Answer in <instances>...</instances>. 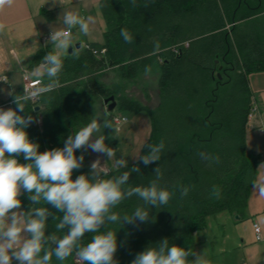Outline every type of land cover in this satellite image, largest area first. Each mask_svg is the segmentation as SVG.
Returning <instances> with one entry per match:
<instances>
[{
    "label": "trees",
    "instance_id": "trees-1",
    "mask_svg": "<svg viewBox=\"0 0 264 264\" xmlns=\"http://www.w3.org/2000/svg\"><path fill=\"white\" fill-rule=\"evenodd\" d=\"M99 12L104 21L102 40L65 54L59 87L29 101L26 111L37 121L27 129L29 138L39 144L40 152L62 148L67 136L92 118L94 102L110 95L119 112L145 111L150 131L139 155L146 153L148 144L163 140L161 160L145 166L137 158L128 162V168L109 165L106 169L109 175H119L138 165L140 172L132 173L129 183L148 186L160 166V186L173 195L161 209L149 207L147 223L124 225L119 230L118 225L110 226L118 230L115 259L118 264H131L137 253L163 239L170 246L193 251L194 232L204 227L207 217L226 211L244 218L256 180L260 156L249 153L246 146L252 98L247 76L264 71V21L253 18L264 13V0H136L135 6L132 0H100ZM41 14L52 19L49 11ZM122 28L134 35V43L122 40ZM157 43L159 48L154 50ZM49 51L45 47L35 52L27 69L33 70ZM146 66L158 72L154 107L124 93L125 82L137 78ZM102 70L112 72L114 81L103 82ZM20 93L21 88L16 94ZM11 107H16L12 98ZM110 131L104 130L109 147ZM81 154V150L76 152L78 157ZM83 155V166L73 172V180L89 172L86 151ZM18 159L26 162L22 156ZM184 187L189 188L186 196L181 195ZM213 189L220 192L218 198L212 195ZM19 198L22 206H31L27 194ZM138 204L142 202L133 197L115 211L131 214ZM41 206H45L43 201L34 207ZM47 207L56 218L49 217L46 234L62 236L64 231L55 225L63 214ZM91 236L86 233L83 242ZM51 264L77 261L75 256L63 262L53 256Z\"/></svg>",
    "mask_w": 264,
    "mask_h": 264
},
{
    "label": "clouds",
    "instance_id": "clouds-1",
    "mask_svg": "<svg viewBox=\"0 0 264 264\" xmlns=\"http://www.w3.org/2000/svg\"><path fill=\"white\" fill-rule=\"evenodd\" d=\"M135 2L132 0L134 6ZM52 3L63 9L58 18L62 26H52L48 44L53 50L47 52L30 73L31 77L39 79L24 86L20 94H15L14 90L8 93L15 108L0 106V264H51L53 256L60 262L75 256L77 264H118L115 259L117 231L124 225L138 226L137 222H149V207L161 209L173 193L160 186L163 176L160 166L154 170L155 178L148 186H131L129 183L131 174L140 172L138 165L119 175H109L99 158L90 164L87 174L72 179L73 172L83 166V152L89 150L106 156L107 161L115 158L117 169L128 168L127 156L121 154L116 158V151L105 142V129L118 131L106 116L94 114L86 125L67 136L62 148L40 152L39 144L30 140L27 129L37 121L26 111L29 101L59 87L64 55L73 47V31L87 37L95 22L91 16L67 10L63 6L64 0H52ZM12 4L13 0H0V10ZM120 36L126 44L135 41L127 28L120 30ZM158 48L157 43L154 50ZM145 72H151V67L146 66ZM78 150L82 152L79 157L76 155ZM164 150L165 143L161 140L148 144L146 153L137 158L148 166L160 161ZM20 156L25 163L18 159ZM253 187L264 197V179L253 183ZM188 192L189 188L184 187L181 195L186 196ZM22 194H27L31 204L27 211L22 210L19 198ZM212 195L218 198L220 192L213 189ZM133 197L142 204H138L131 214L115 211L124 200ZM41 201L45 206L34 207ZM47 205L63 214L55 225L58 231H64L62 236L46 234L49 217L56 218ZM111 225H118V230H113ZM86 233H92V236L84 243ZM49 244L51 248L45 247ZM156 245L137 253L131 264H204L202 257L190 249L170 246L168 239ZM190 256L195 258L189 261Z\"/></svg>",
    "mask_w": 264,
    "mask_h": 264
},
{
    "label": "crops",
    "instance_id": "crops-1",
    "mask_svg": "<svg viewBox=\"0 0 264 264\" xmlns=\"http://www.w3.org/2000/svg\"><path fill=\"white\" fill-rule=\"evenodd\" d=\"M99 2L100 0H64L63 6L67 10H74L85 17L91 16L95 21L91 25V31L87 37L82 36L76 31L74 32L73 45L80 43V46H83L88 42H100L102 40L104 21L99 12ZM42 11L51 12L52 19L47 20L41 14ZM62 12V7L59 4L53 6L52 0H13V4L10 7L0 10V25H3V28H0V77L5 78V80L0 81V104L11 100L12 96L8 95L9 92L14 90L16 94L20 90L22 84L21 70L27 69L30 66L35 52L45 47H49L50 51L53 50L52 45L48 44V40L52 26L54 28L62 26L60 21H58ZM258 15H255L253 18L258 17L264 21V13ZM75 49L73 47V50ZM105 72L106 70H102L99 72V75L100 79L107 83L106 80L101 78ZM247 80L252 94L251 107H255V112L252 117H247L246 146L249 153L260 156V161L256 166V183L259 181L261 173V180L264 179V149L263 155L259 149L260 147L250 152L251 144L247 138V133L249 131L254 133L252 145L256 147L255 143H258L260 138L257 132L261 133V128L258 125L260 123L263 124L262 108H264V101L259 100L254 91L257 90L258 93H262L261 98L264 99V72H250ZM96 102H99L98 99L93 104V115L95 114V108L98 107L96 106ZM103 159L106 160L107 157L103 156ZM259 167L261 168L259 169ZM29 208L30 206H22V210L24 211H27ZM244 215V218L240 220L230 214L232 219H236L235 223L237 220H247L248 224L240 227L241 232L239 234L242 236V243L245 239L244 234H247L245 232H248L249 239L242 246L244 252L240 254L235 264H264V197L259 195L258 189L254 188L253 185L250 188ZM254 223L260 228L259 239L255 237ZM194 239L196 244L192 252L197 256L200 253L204 264H212L209 261L208 255L202 253L205 247L201 248V251L197 249L199 246H202L200 243H203L204 240H196L195 237Z\"/></svg>",
    "mask_w": 264,
    "mask_h": 264
},
{
    "label": "rangeland",
    "instance_id": "rangeland-1",
    "mask_svg": "<svg viewBox=\"0 0 264 264\" xmlns=\"http://www.w3.org/2000/svg\"><path fill=\"white\" fill-rule=\"evenodd\" d=\"M74 32L75 30L73 31V36ZM107 71L108 70H106L105 74L102 75L101 78L106 80L107 83H111L114 81V74L110 71ZM157 77V70L151 71L149 73L144 71L134 80L125 82L124 93L131 99L139 101L141 104H144L148 107H154L157 103ZM145 92L148 95V99L145 98ZM254 93L259 98V100L264 101V99L261 98L262 93H258L257 90H255ZM98 101L99 102H96V106L98 107L95 106V114L99 113V115L106 116V118L109 119L110 112L106 111V107L102 102L100 103L101 99H98ZM113 113L114 114H111L110 116V120L112 121L113 126L118 129V131H110V139L112 140L110 147L114 150H118L119 155L123 154L127 156L125 159H127L128 162L134 161L137 159L141 146L147 139L150 131V120L148 114L145 111H139L136 113L132 111L119 112L116 108L113 110ZM117 115L126 117V122H119L118 124L114 122L113 117ZM262 115L264 126V108H262ZM258 126L260 128L261 123ZM260 131L261 133L257 132L260 138L258 143H255L256 147H253L252 145V137L254 133H251L250 131L247 133V138L251 144L249 149L250 152L259 147L261 154L263 152L264 132H262V130ZM86 153L88 155L89 166L98 158L100 159L101 166L104 164L105 168H107L109 165L114 166L115 158L107 161V159H103V155L93 153L90 150L86 151ZM260 168L261 167H259V169ZM261 177L262 173L259 176V181L261 180ZM216 215L217 216L207 217L204 227L194 232V237L196 240H204L203 243H200L202 246H199L197 249L198 251H201V248L205 247L203 248L202 253L208 255L209 261L212 264H235L236 260L240 257V254L244 252V249L242 250V246L245 244V242H247V239H249L248 232H245L247 234H244L245 239L242 243V236L239 234V232H241L240 227L248 225L247 220H237L235 223L236 219H232L230 214L226 211L220 212V214L218 213ZM198 256H200V253Z\"/></svg>",
    "mask_w": 264,
    "mask_h": 264
},
{
    "label": "built area",
    "instance_id": "built-area-1",
    "mask_svg": "<svg viewBox=\"0 0 264 264\" xmlns=\"http://www.w3.org/2000/svg\"><path fill=\"white\" fill-rule=\"evenodd\" d=\"M31 71L32 70H29V69H22L21 70V77H22V84H21V91L23 92V87L24 86H28V85H30V84H34L35 82H36V80L37 79H39L38 77H31L30 76V73H31ZM0 80H5V78L4 77H0ZM37 98H35V99H33V100H31V101H35ZM0 106H2V107H4V108H9V107H11V100H9V101H7V102H5V103H1L0 104ZM12 108V107H11ZM254 112H255V107H251L250 108V111H249V113H248V117L250 118V117H252L253 116V114H254ZM114 116V115H113ZM113 119H114V122H116L117 124L119 123V122H126V117H123V116H119V115H117V116H115V117H113ZM260 128H261V130L262 131H264V126H263V124L261 123V126H260ZM253 228H254V232H255V237H256V239H259V233H260V228H259V226L256 224V223H254L253 224Z\"/></svg>",
    "mask_w": 264,
    "mask_h": 264
},
{
    "label": "water",
    "instance_id": "water-1",
    "mask_svg": "<svg viewBox=\"0 0 264 264\" xmlns=\"http://www.w3.org/2000/svg\"><path fill=\"white\" fill-rule=\"evenodd\" d=\"M73 47L78 49L80 47V43H75ZM73 47L72 49L71 48L69 49L68 53H70L73 50ZM102 103L105 105L107 112H112L116 107V100L113 95L103 98ZM35 108H38V106H36Z\"/></svg>",
    "mask_w": 264,
    "mask_h": 264
}]
</instances>
